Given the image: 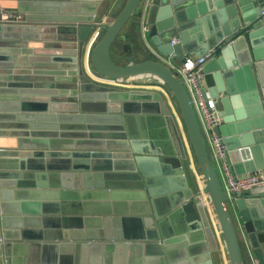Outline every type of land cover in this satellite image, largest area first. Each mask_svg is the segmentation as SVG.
I'll use <instances>...</instances> for the list:
<instances>
[{
    "label": "crops",
    "instance_id": "obj_1",
    "mask_svg": "<svg viewBox=\"0 0 264 264\" xmlns=\"http://www.w3.org/2000/svg\"><path fill=\"white\" fill-rule=\"evenodd\" d=\"M124 1L0 0V20L22 15V20L0 25V264H230L170 88L154 74L111 79L91 67V39ZM210 2L199 4L193 23H184L186 41L179 51L202 55L216 46L203 64L204 80L218 111L234 118L232 107L243 112L245 93L224 95L213 80L219 73L216 59L224 58L227 65L232 55L229 44L215 45V34L221 33L215 30L218 11L228 17L232 4ZM151 4L141 0L118 31L109 47L115 63L124 64L129 55L135 61L149 59L154 46L143 36L142 25ZM201 8L207 11L200 14ZM94 19L97 24L80 46L72 27L51 24ZM170 34L179 40L177 31ZM257 37L263 42L264 32ZM234 38L244 61L252 53L247 34ZM257 53L264 55V45ZM71 56L82 73L76 82L68 69ZM257 69L264 75V59ZM219 125L227 132L223 119ZM228 138L234 145L247 142L239 134ZM262 144H254L252 154L239 148L230 152L236 174L264 170ZM162 148L184 150L177 171ZM197 193L203 204L197 206L198 216L187 220L181 208L184 195ZM225 203L238 227L243 264L257 263L237 210ZM257 238L264 247L262 230Z\"/></svg>",
    "mask_w": 264,
    "mask_h": 264
},
{
    "label": "water",
    "instance_id": "obj_2",
    "mask_svg": "<svg viewBox=\"0 0 264 264\" xmlns=\"http://www.w3.org/2000/svg\"><path fill=\"white\" fill-rule=\"evenodd\" d=\"M140 1L141 0L124 1L120 10L115 14L112 20L104 26L102 33L99 34L94 42L90 50L89 62L96 73L107 78H128L138 74L150 73L157 75L167 84L178 103L193 154L205 181L206 191L210 196L219 219L227 246L230 264H243L238 227L226 206V195L221 188L218 174L212 165V154L201 136L190 99L180 79L165 62L161 60L162 58H159V56H161L165 59L184 60V53L186 52L180 53L179 51V48L181 47L182 49L186 41L182 38L181 31L184 28V23H188L189 21L193 23L192 19L197 17V8L199 4H204L205 0H162L161 3H159V0H152L146 23L148 26L146 36L154 46V49L149 50V59L135 61L134 55H129L124 64H117L110 57L109 47L111 43L114 42L115 36L123 24L135 12ZM214 1L217 7L223 6V3L232 4L230 7L232 10L228 12V17L221 13L223 11L222 9L218 11L220 18L216 21L217 27L215 30H221V33L215 34V45L218 44L220 46L224 43L229 44L228 47L232 55L227 61V65H225L224 58L219 56L216 59L219 67L217 72L219 73L213 74L214 84L216 85L215 89H217V92H222L224 95H232L231 91H234L236 94L245 93V98L247 100V102L243 104V112H237V107H232L230 113H234V118H228L225 111L219 112L221 119H223V123L227 124V132L224 133L220 125L215 128L216 133L221 136L222 141L227 147L225 159L233 172L237 173L238 171L235 166L233 168L231 165L230 152L239 148V152L243 149H247L252 154L253 149L257 148L254 144L259 142L264 144V75H262L260 69H257L260 61L264 59V55H259L257 53V48L264 45V41L258 43L256 39L258 38V33L264 32V0H256L258 4H255V7H253V3H251L252 0H229V2H225L224 0ZM157 2L158 5H156ZM209 2L210 0H207V3ZM252 7L254 8L253 12L246 13ZM190 9H192L193 12H189ZM205 9L206 8L199 9L200 14H202L203 11L205 13L207 11H205ZM159 10L161 11L160 13ZM97 22V19H94L93 21L72 20L65 23L52 22L51 24L53 26L58 24L59 26L72 27L75 31L76 40L80 46V44L87 39ZM230 22L233 23L231 28ZM4 23H10V21L0 20V25ZM174 31L179 33V40L171 43L170 33ZM211 33H214V31ZM241 33L247 34L252 51L251 55L248 53V58L244 61L240 60L232 40ZM20 37L27 39L26 46H30V40H28L29 38L23 30L20 32ZM42 45H44V43H42ZM221 54H223V49L221 50ZM71 59V66H68V69H70V73L73 74L72 80L76 82L78 78L82 76V73L78 72L79 65L76 56H71ZM222 86H224V88L220 90ZM258 87L262 88L260 92H258ZM209 92L212 95L210 90ZM228 99L231 100V96ZM238 134L240 137L247 138V142H243L242 145L231 144V138L228 137ZM154 143L156 145L161 144L160 141H154ZM161 153L168 156V158L165 159L171 164L175 171L180 167L179 158L185 156V152L181 148L179 152H176L172 148H162ZM158 159L160 161L164 160V158L161 157ZM184 163H186L185 159ZM178 171L184 172L183 170ZM262 193H264V186L244 189L236 194L232 201V207L234 210H237L238 213V218L240 220L238 222H241L249 245L253 251V255L256 257L257 263L253 262V264H264V247L259 243L257 238V231L262 230L264 232V213L262 212V209L264 210V200L260 199ZM184 198L181 208L187 214L185 218L187 220L196 218L198 216L197 206L203 204V200L199 193L193 196L186 194ZM249 255L253 258L250 252Z\"/></svg>",
    "mask_w": 264,
    "mask_h": 264
},
{
    "label": "built area",
    "instance_id": "obj_3",
    "mask_svg": "<svg viewBox=\"0 0 264 264\" xmlns=\"http://www.w3.org/2000/svg\"><path fill=\"white\" fill-rule=\"evenodd\" d=\"M144 6V10L146 9ZM5 20L18 21L22 20L21 14L5 16ZM148 26L146 23L142 25V34L146 37ZM101 33V32H100ZM98 31L91 39V42L96 41V37L100 34ZM97 35V36H96ZM171 43L176 42L174 38ZM216 52V46L209 48L202 55L184 56L183 61L172 62L170 59H165L159 55V58L174 72L180 79L188 98L193 107L201 136L208 150L212 154V165L214 166L220 179L221 188L226 195V200L232 202L236 194L244 189L264 186V170H257L242 174H236L227 163L225 156L227 147L222 141L215 128L219 125L221 118L215 98L207 89L204 74V62ZM176 63H178L176 65ZM233 203V202H232Z\"/></svg>",
    "mask_w": 264,
    "mask_h": 264
},
{
    "label": "rangeland",
    "instance_id": "obj_4",
    "mask_svg": "<svg viewBox=\"0 0 264 264\" xmlns=\"http://www.w3.org/2000/svg\"><path fill=\"white\" fill-rule=\"evenodd\" d=\"M102 31H103V30H102ZM102 31H101V33H102ZM114 59L117 61V58L114 57ZM177 64H178V63H176V65H177Z\"/></svg>",
    "mask_w": 264,
    "mask_h": 264
}]
</instances>
